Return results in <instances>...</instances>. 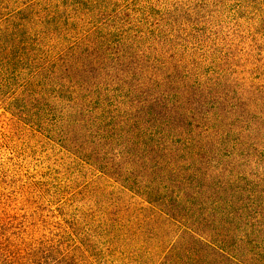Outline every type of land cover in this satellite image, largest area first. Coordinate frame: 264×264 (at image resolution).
Listing matches in <instances>:
<instances>
[{"label":"rangeland","instance_id":"rangeland-1","mask_svg":"<svg viewBox=\"0 0 264 264\" xmlns=\"http://www.w3.org/2000/svg\"><path fill=\"white\" fill-rule=\"evenodd\" d=\"M93 3L34 39L33 210L90 264H264V0Z\"/></svg>","mask_w":264,"mask_h":264},{"label":"trees","instance_id":"trees-1","mask_svg":"<svg viewBox=\"0 0 264 264\" xmlns=\"http://www.w3.org/2000/svg\"><path fill=\"white\" fill-rule=\"evenodd\" d=\"M93 2L0 0V264H90L77 223L51 230L33 210L46 190L33 180L26 155L47 124V92L33 52L36 34L61 28L69 4L82 11L83 3ZM73 55L81 58L78 48Z\"/></svg>","mask_w":264,"mask_h":264}]
</instances>
